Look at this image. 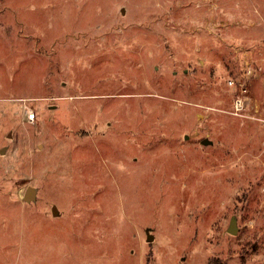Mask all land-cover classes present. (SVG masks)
Wrapping results in <instances>:
<instances>
[{
    "label": "rangeland",
    "instance_id": "obj_1",
    "mask_svg": "<svg viewBox=\"0 0 264 264\" xmlns=\"http://www.w3.org/2000/svg\"><path fill=\"white\" fill-rule=\"evenodd\" d=\"M0 152V264H264V0H0Z\"/></svg>",
    "mask_w": 264,
    "mask_h": 264
},
{
    "label": "water",
    "instance_id": "obj_2",
    "mask_svg": "<svg viewBox=\"0 0 264 264\" xmlns=\"http://www.w3.org/2000/svg\"><path fill=\"white\" fill-rule=\"evenodd\" d=\"M209 141H207L206 139H203L201 141L202 145H208ZM1 153V152H0ZM35 195H36V191L35 189L28 187L23 195V200L24 202L30 203L32 201L35 200ZM53 210V215L55 216V214L57 213L56 207L53 206L52 208ZM226 232L230 235H235L237 232V226H236V218L235 217H231L230 221H229V225L227 227ZM146 241H151L153 238L152 236L146 232Z\"/></svg>",
    "mask_w": 264,
    "mask_h": 264
},
{
    "label": "built area",
    "instance_id": "obj_3",
    "mask_svg": "<svg viewBox=\"0 0 264 264\" xmlns=\"http://www.w3.org/2000/svg\"><path fill=\"white\" fill-rule=\"evenodd\" d=\"M241 107H242L241 102L239 100L236 101V103H235V109L238 111V110L241 109ZM23 109H24V111L26 113V120L28 122H33L36 119V114L34 113V111L32 109L28 108L25 105L23 106Z\"/></svg>",
    "mask_w": 264,
    "mask_h": 264
}]
</instances>
